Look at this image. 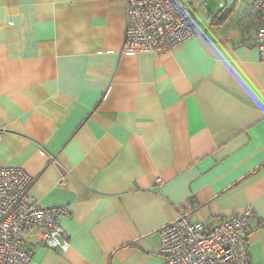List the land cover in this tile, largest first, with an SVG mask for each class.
Listing matches in <instances>:
<instances>
[{
  "label": "crops",
  "instance_id": "0c3cea01",
  "mask_svg": "<svg viewBox=\"0 0 264 264\" xmlns=\"http://www.w3.org/2000/svg\"><path fill=\"white\" fill-rule=\"evenodd\" d=\"M180 1L196 35L154 53L124 48L125 0H0V165L71 210L70 247L34 244L36 264H163L177 215L248 206L264 264V67L244 39L261 18L253 0Z\"/></svg>",
  "mask_w": 264,
  "mask_h": 264
},
{
  "label": "built area",
  "instance_id": "2783aa9c",
  "mask_svg": "<svg viewBox=\"0 0 264 264\" xmlns=\"http://www.w3.org/2000/svg\"><path fill=\"white\" fill-rule=\"evenodd\" d=\"M125 1V49L160 53L196 35L192 3ZM201 6L205 7V2ZM253 7L261 24L244 39L259 48L264 67V0H253ZM31 182L23 168L0 165V264H36L34 244L62 250L70 247L69 234L62 225V219L71 214L70 205L42 204L30 193ZM256 220L251 206L210 222L179 214L160 229L163 264H251L247 236Z\"/></svg>",
  "mask_w": 264,
  "mask_h": 264
},
{
  "label": "water",
  "instance_id": "95a60500",
  "mask_svg": "<svg viewBox=\"0 0 264 264\" xmlns=\"http://www.w3.org/2000/svg\"><path fill=\"white\" fill-rule=\"evenodd\" d=\"M227 11H230V8H226V9L224 10V13L227 12Z\"/></svg>",
  "mask_w": 264,
  "mask_h": 264
}]
</instances>
